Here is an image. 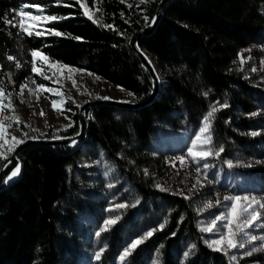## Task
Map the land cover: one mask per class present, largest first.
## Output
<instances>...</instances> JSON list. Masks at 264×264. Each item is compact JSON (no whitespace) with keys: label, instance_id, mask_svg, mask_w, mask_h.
Returning a JSON list of instances; mask_svg holds the SVG:
<instances>
[{"label":"trees","instance_id":"1","mask_svg":"<svg viewBox=\"0 0 264 264\" xmlns=\"http://www.w3.org/2000/svg\"><path fill=\"white\" fill-rule=\"evenodd\" d=\"M161 1L0 0V89L18 94L29 79L54 86L51 67L32 56L40 51L121 87L131 102L149 99L154 81L130 41L154 22ZM32 5L57 17L40 36L25 32L18 15ZM137 43L156 63L157 96L139 108L97 103L86 111L82 143L19 152L20 175L0 189V264H234L205 243L196 200L160 187L171 167L152 141L159 127L196 130L216 108L217 157L264 185V52L239 60L264 44V0H169ZM79 111L68 98L71 126L43 134L23 126L26 137L74 136Z\"/></svg>","mask_w":264,"mask_h":264},{"label":"rangeland","instance_id":"2","mask_svg":"<svg viewBox=\"0 0 264 264\" xmlns=\"http://www.w3.org/2000/svg\"><path fill=\"white\" fill-rule=\"evenodd\" d=\"M24 12L29 14L24 19V25L29 31H42L46 22L49 21L44 19L47 16L40 8H24ZM35 52L38 53L34 57L35 59H40L51 67L55 85L37 88L39 84L35 80L29 79L24 84L27 87L24 89L22 97L19 95L20 92L11 94L10 97L9 93L2 92L0 94L3 106L8 105L9 100L12 105L11 108L0 107V147L6 159L21 144H17L14 150L9 151L14 143L12 137L24 142L28 139L23 126L42 134L48 131L57 132L71 126L73 121L63 113L68 98L72 99L80 108L91 100L104 99V97L129 101V93L121 87L113 86L103 78L86 70L53 62L40 51ZM262 52H264V44L253 45L241 51L239 60L242 63L251 58L258 61ZM36 69L38 70V67ZM69 69L72 70L71 73H69ZM49 88L52 89V92L47 91ZM29 89L34 91L30 92ZM22 99L24 102H21ZM53 100L56 101L60 111L53 109ZM41 111L44 115H40ZM13 116H19L20 122L17 123L12 119ZM204 122L205 120L194 131L187 128L159 127L153 133L152 142L155 153L159 154L163 151L171 167L168 177L164 179L160 187L196 200L201 215V228L210 227L213 229L205 231L211 241L219 239L221 233L228 231L225 227L227 220L217 219V217L228 215L230 205L234 202L226 200L225 197L247 196L264 202V185L260 184L251 173L236 167L233 168L230 164L224 165L219 160L217 156L220 155L215 153L212 146L211 127L206 133L200 132V129L204 127ZM208 135L211 136L210 143L205 140ZM198 136L201 137L199 141L197 140ZM189 149H193L196 153L210 154L197 155L193 158V155L189 154ZM181 157L184 158L183 162L179 159ZM18 167L20 168L19 173L8 178V183L20 175L21 167ZM213 171L215 174L212 173ZM209 203L211 207H206ZM237 203L239 207L247 204V201ZM252 209L260 213V219L245 231L249 235L264 237V209L259 208L257 204H253ZM243 218L245 217L242 216L241 219ZM213 221L215 224L212 223ZM237 239L243 240L244 247L229 248L226 252L223 251L230 257L233 255L237 257V260L233 261L234 264H264V250L253 251V249H260L264 246V239L249 241L243 237V234ZM247 252L252 254L246 255Z\"/></svg>","mask_w":264,"mask_h":264},{"label":"snow or ice","instance_id":"3","mask_svg":"<svg viewBox=\"0 0 264 264\" xmlns=\"http://www.w3.org/2000/svg\"><path fill=\"white\" fill-rule=\"evenodd\" d=\"M24 7H28V6H22L20 13H18V15L20 16H26L29 15L27 13L24 12ZM31 7H37L39 8L38 5H32ZM42 11V9H41ZM44 19L46 20H55L57 19V17L55 16H51V17H44ZM8 23H11V21H7ZM22 26V25H21ZM25 32H28L29 35H32L33 32L29 31L27 28H24ZM44 33L40 32V31H35V35L40 36L43 35ZM50 34H55V35H61V33L59 32H54V33H50ZM75 38V37H74ZM38 55L37 52L33 51L32 52V56L36 57ZM8 60H13L15 59L12 56H8L7 57ZM17 67H19V62H17ZM67 67V66H64ZM32 71H37V69L35 67L32 68ZM71 69H69V73H71ZM69 78H71V76H69ZM50 79V77H49ZM27 87V85H21V89H20V93L19 95L22 97L23 96V91L24 89ZM44 86L42 85H38L37 88H43ZM119 87V86H118ZM30 92L34 91L33 89H29ZM48 92H52V89H47ZM3 90L0 89V94H2ZM130 95H134V93H130ZM205 95H207V93H205ZM8 96H11V93L8 94ZM38 98V97H37ZM104 99H109L108 97H104ZM21 102H24L23 99L21 100ZM124 103H127V101H124ZM0 107H9L11 108V101L9 100L8 105L3 106L2 105V100H0ZM52 107L54 110H58L60 111L61 109L57 108V103L55 100L52 101ZM223 107H227V105H223ZM14 110V109H13ZM217 111L216 108H212V110L207 114V116L205 117V122H204V127H202L200 129V132L206 133L208 132L209 128H210V119L213 118L214 113ZM40 115H44L43 111H41ZM12 119H14L17 123L20 122V117L19 116H13ZM253 135H256L257 133H252ZM201 139L200 136L197 137V140L199 141ZM13 140V144L12 147L9 149V151L14 150V147L17 144L23 143V140H17L15 137H12ZM205 140L210 143L211 142V136L208 135L205 137ZM195 147V145H194ZM221 151H223V149H220ZM189 154L193 155V158H195L197 155L199 156H205L208 155L210 153H206V152H200V153H196L194 152L193 149H189ZM0 155H3L2 153H0ZM181 160V162H183L184 158L181 157L179 158ZM20 171V168L17 166L15 167V169L11 172V176L8 177L9 179L12 176H16ZM226 200H232L234 201L231 205H230V209H229V213L228 215L225 216H221V217H217V219H225L227 220V224L225 225V227L228 229L227 233H221L220 234V238L216 239V240H211V241H205L206 244H208L209 247H212L214 250L216 251H227V249L229 248H237V247H244V242L241 239H237L238 236H240L241 234H243V237L249 241H256L257 239H264V237H258L256 235H249L245 229H248L250 227L253 226V224L260 219V213L255 210L252 209V205L253 204H257L259 205V208L264 209V202L258 201L256 200L254 197H225ZM240 201H247V204L239 206L238 207V203ZM121 207H123V205H121ZM206 207H211V204L209 203L208 205H206ZM250 209H252L251 211H249ZM246 214V215H245ZM244 216L245 218L241 219V217ZM107 223H115V221H109ZM213 224H215V221L212 222ZM107 226V225H106ZM259 226V225H257ZM212 228H205L203 229V231H212ZM99 233H97L98 235ZM152 233L149 232L148 236H151ZM142 239L141 240H137L132 242L131 247L125 250L124 255H128L129 252L134 249L139 243H142ZM257 250H264V246H262V248L260 249H253V251H257ZM246 255H251V252H247L245 253ZM99 253L96 254V258L99 259ZM187 255V254H186ZM121 259H123V256L121 257ZM231 261H236L237 257L235 255L230 257Z\"/></svg>","mask_w":264,"mask_h":264},{"label":"water","instance_id":"4","mask_svg":"<svg viewBox=\"0 0 264 264\" xmlns=\"http://www.w3.org/2000/svg\"><path fill=\"white\" fill-rule=\"evenodd\" d=\"M169 0H162L158 11L157 16L154 22L146 27L143 30L137 31L134 33V35L131 38L130 45L134 49L137 57L142 62V64L147 68L149 73L151 74L153 81H154V88L152 91V94L149 99L143 101V102H131L127 101V103H124V101L121 100H114V99H95L87 102L83 106H81L79 111V118H80V131L78 134L71 136V137H63V138H50V139H30L28 138L25 142L21 143L16 150L13 152L11 156H9L0 171V189L5 187L7 184V179L10 176L11 172L15 167L19 164L18 154L19 152L33 144H46V145H52V146H59V145H74L78 143H82L85 138L87 137V127H88V118L86 111H88L93 105L101 102L113 104L120 107L125 108H139L145 104H148L150 101H152L158 94L159 88L161 86V81L159 79V75L157 73V70L155 69L153 63L151 62L150 58L148 57V54L144 52L141 48L138 46V38L141 35L150 33L155 26L157 25L160 13L163 8V6L168 2Z\"/></svg>","mask_w":264,"mask_h":264},{"label":"bare ground","instance_id":"5","mask_svg":"<svg viewBox=\"0 0 264 264\" xmlns=\"http://www.w3.org/2000/svg\"><path fill=\"white\" fill-rule=\"evenodd\" d=\"M149 57V56H148ZM151 62L153 63L155 69L157 68L156 63L150 58Z\"/></svg>","mask_w":264,"mask_h":264}]
</instances>
